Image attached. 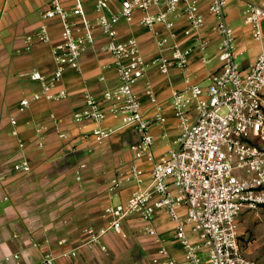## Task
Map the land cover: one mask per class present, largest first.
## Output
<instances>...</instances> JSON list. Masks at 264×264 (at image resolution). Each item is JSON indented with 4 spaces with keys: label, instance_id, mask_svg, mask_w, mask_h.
<instances>
[{
    "label": "built area",
    "instance_id": "built-area-1",
    "mask_svg": "<svg viewBox=\"0 0 264 264\" xmlns=\"http://www.w3.org/2000/svg\"><path fill=\"white\" fill-rule=\"evenodd\" d=\"M95 20L89 18L86 0H74L71 9L63 0H51L42 10L38 31L26 37L30 50L37 43H51L54 70L43 74L39 70L30 73L31 81L40 89L23 97L18 112L28 110L35 101L60 102L69 93L60 88L67 70L82 73V60L90 50L107 55L113 60L119 86L106 89L102 97H96L88 89L83 94V108L72 115L77 124L93 123L95 128L83 138L101 145L116 129L103 126L108 115L119 123L118 129L134 130L140 135L130 144L133 162L128 166L129 180L137 189L125 202L110 205L104 217L107 224L100 229H88L90 248L106 247L101 240L114 233L125 237L123 223L138 216L146 224V232L157 236L156 216L165 212L176 224L177 240L184 248L186 264H256L247 258L239 239V216L248 210L264 209V8L248 3L244 11L245 22L252 27L253 37L262 43V49L254 63L244 69L238 61L236 35L227 20L228 0H92ZM117 2L118 5L113 4ZM208 6L213 17L212 31L218 39L215 58L218 69L209 74L204 83L187 79L185 89L175 91L171 106L178 120L180 136L176 147L169 150L164 159L157 161L153 151V125H164L166 118L159 112L154 120L145 116L137 92V85L152 69L162 74L175 67L186 72L191 55L202 54L204 63H210L207 49L209 42L200 36L206 24L202 13ZM156 11V13H154ZM138 23L155 34L159 53L154 57L143 55L135 37L123 39L119 33L121 22ZM184 18L187 37L199 34L192 46L184 47L178 40L177 22ZM57 20L61 27L60 40L54 42L50 22ZM161 26V30L156 28ZM99 29L101 38L96 35ZM110 68L103 66V69ZM99 82L106 77L100 76ZM145 94L157 105V98L149 82ZM160 110V109H159ZM17 136L16 118L10 121ZM38 128V147L44 142ZM65 138V134L60 135ZM23 147V144H20ZM151 163L149 171L142 170L137 162ZM80 165L77 180H81ZM16 172L29 174L27 160L14 164ZM148 174V185L145 176ZM121 181H111L109 190L116 192ZM196 233L202 247L207 250V260L201 256V246L195 244L187 232ZM161 242L160 238L157 239ZM76 257V252L65 256ZM52 255H45L39 264H54ZM150 264H179L163 246Z\"/></svg>",
    "mask_w": 264,
    "mask_h": 264
},
{
    "label": "crops",
    "instance_id": "crops-1",
    "mask_svg": "<svg viewBox=\"0 0 264 264\" xmlns=\"http://www.w3.org/2000/svg\"><path fill=\"white\" fill-rule=\"evenodd\" d=\"M50 1L0 0V264H39L47 254L55 258L54 264H150L163 246L179 264H186L184 248L176 237V224L165 212L156 216L157 236L147 234L145 222L133 216L123 223L125 237L110 233L101 240L105 250L87 245V230L100 229L107 224L106 208L114 205L115 200L125 202L137 189L136 183L128 179V166L134 159L129 146L140 139L134 130L118 129V121L108 115L103 126L116 132L98 145L83 138L95 124L73 121V113L83 108L85 90L101 98L106 89L119 86L113 60L100 55L98 46L84 56L82 73L66 71L60 88L68 91V99L35 101L25 112H18L20 100L40 89L38 83L31 81L30 73L39 70L50 74L55 68L51 43H37L29 50L25 41L38 31L42 10ZM63 2L68 9L74 5V0ZM252 2L264 8V0H228L226 9L229 24L237 23L235 28L231 27L236 35L238 61L240 56L247 55L239 62L244 69L254 63L262 49V43L253 37L252 27L243 18L247 4ZM85 8L89 18L95 20L93 1L86 0ZM201 11L206 24L200 36L209 42L207 55L212 61L204 63L202 54L195 51L186 72L173 67L164 75L152 69L136 88L145 116L154 120L161 112L166 118L164 125H153L150 129L157 161L176 147L180 136L171 106L172 94L185 89L187 79L204 83L219 67L215 58L218 39L212 31L213 17L207 5H203ZM50 26L54 42L59 41L58 21H51ZM176 27L177 40L184 47L192 46L199 37L196 33L189 37L183 34L188 27L184 18L179 19ZM118 29L123 39L135 37L139 41L144 56L150 58L159 53L155 34L141 26L138 18L132 24L121 22ZM96 35L101 38L99 29ZM103 66L110 68L103 69ZM102 75L106 77L105 82L98 81ZM146 82L154 90L157 105L152 104L144 92ZM12 118L17 120V136L12 135ZM40 127L43 148L38 147ZM61 134H65V138ZM22 160L30 163L31 173L13 169L14 164ZM137 164L146 172L151 168L146 160ZM80 165L85 168L81 170V180H77ZM116 178L121 186L111 192V181ZM148 179L147 174L145 186ZM187 232L191 240L201 246V256L206 261L207 250L198 235L190 229ZM239 239L247 258L254 261V252L264 246V209L242 212ZM71 252H76V257L65 256Z\"/></svg>",
    "mask_w": 264,
    "mask_h": 264
},
{
    "label": "rangeland",
    "instance_id": "rangeland-1",
    "mask_svg": "<svg viewBox=\"0 0 264 264\" xmlns=\"http://www.w3.org/2000/svg\"><path fill=\"white\" fill-rule=\"evenodd\" d=\"M245 1H247V0H245ZM241 17H242V16H241ZM243 18H245V16H244ZM236 24H237V23H231V26H232L233 28H235V27H236ZM246 57H247V55L240 56V58H239V62H240V63L243 62V61L246 59ZM114 203L117 204L118 201L115 200ZM244 245H245V244H244ZM254 253H255V257H253L252 259H253L254 261H256L257 264H264V246H261L260 249H257ZM247 256H248V255H247Z\"/></svg>",
    "mask_w": 264,
    "mask_h": 264
}]
</instances>
